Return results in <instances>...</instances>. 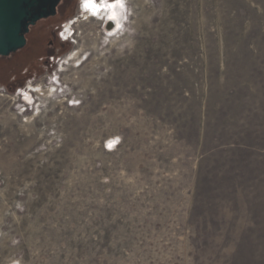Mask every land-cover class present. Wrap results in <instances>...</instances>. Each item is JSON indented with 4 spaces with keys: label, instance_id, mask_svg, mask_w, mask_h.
<instances>
[{
    "label": "rangeland",
    "instance_id": "rangeland-1",
    "mask_svg": "<svg viewBox=\"0 0 264 264\" xmlns=\"http://www.w3.org/2000/svg\"><path fill=\"white\" fill-rule=\"evenodd\" d=\"M82 2L0 57V264H264V0Z\"/></svg>",
    "mask_w": 264,
    "mask_h": 264
},
{
    "label": "water",
    "instance_id": "water-1",
    "mask_svg": "<svg viewBox=\"0 0 264 264\" xmlns=\"http://www.w3.org/2000/svg\"><path fill=\"white\" fill-rule=\"evenodd\" d=\"M61 0H0V56L22 49L30 27L55 16Z\"/></svg>",
    "mask_w": 264,
    "mask_h": 264
},
{
    "label": "clouds",
    "instance_id": "clouds-1",
    "mask_svg": "<svg viewBox=\"0 0 264 264\" xmlns=\"http://www.w3.org/2000/svg\"><path fill=\"white\" fill-rule=\"evenodd\" d=\"M83 7L85 9H90L93 13H97L100 11L101 8H105L107 10H110L109 19L112 17L118 16V9L123 8V4L120 2V0H116L114 3L104 4L101 3L100 5H97L93 2V0H84ZM119 27V25H117Z\"/></svg>",
    "mask_w": 264,
    "mask_h": 264
},
{
    "label": "bare ground",
    "instance_id": "bare-ground-1",
    "mask_svg": "<svg viewBox=\"0 0 264 264\" xmlns=\"http://www.w3.org/2000/svg\"><path fill=\"white\" fill-rule=\"evenodd\" d=\"M102 0H100L99 2H101ZM98 5V4H97ZM83 6V5H82ZM85 9V8H84ZM86 10H88V14L89 15H99L100 13H93L90 9H86ZM89 17V16H88ZM98 17V16H97ZM100 19V18H99ZM65 32H67V31H65ZM40 85H37V86H31V87H29V90H31V91H36V92H39L40 91Z\"/></svg>",
    "mask_w": 264,
    "mask_h": 264
},
{
    "label": "trees",
    "instance_id": "trees-1",
    "mask_svg": "<svg viewBox=\"0 0 264 264\" xmlns=\"http://www.w3.org/2000/svg\"><path fill=\"white\" fill-rule=\"evenodd\" d=\"M26 36H27V35H26ZM25 46H26V45H25ZM25 46H24V47H25ZM24 47H23V48H24ZM23 48H22V49H23ZM22 49H20V50H22ZM20 50H18V51H20ZM18 51H16V52H18ZM16 52H14V53H12V54H15ZM12 54H10V55H12ZM10 55H9V56H10ZM9 56H7V57H9ZM0 57H2V56H0Z\"/></svg>",
    "mask_w": 264,
    "mask_h": 264
},
{
    "label": "snow or ice",
    "instance_id": "snow-or-ice-1",
    "mask_svg": "<svg viewBox=\"0 0 264 264\" xmlns=\"http://www.w3.org/2000/svg\"><path fill=\"white\" fill-rule=\"evenodd\" d=\"M111 20H114L115 19V17H112V18H110ZM114 143V142H113ZM109 147H111L112 146V144L110 143L109 145H108Z\"/></svg>",
    "mask_w": 264,
    "mask_h": 264
},
{
    "label": "flooded vegetation",
    "instance_id": "flooded-vegetation-1",
    "mask_svg": "<svg viewBox=\"0 0 264 264\" xmlns=\"http://www.w3.org/2000/svg\"><path fill=\"white\" fill-rule=\"evenodd\" d=\"M61 1H62V0H61ZM80 1H81V0H80ZM93 2L96 4V1H95V0H93ZM60 3H61V2H60ZM83 3H84V2H82V5H83Z\"/></svg>",
    "mask_w": 264,
    "mask_h": 264
}]
</instances>
